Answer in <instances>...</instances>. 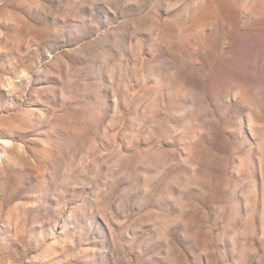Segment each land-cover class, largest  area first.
<instances>
[{
	"label": "rangeland",
	"instance_id": "rangeland-1",
	"mask_svg": "<svg viewBox=\"0 0 264 264\" xmlns=\"http://www.w3.org/2000/svg\"><path fill=\"white\" fill-rule=\"evenodd\" d=\"M0 264H264V0H0Z\"/></svg>",
	"mask_w": 264,
	"mask_h": 264
}]
</instances>
